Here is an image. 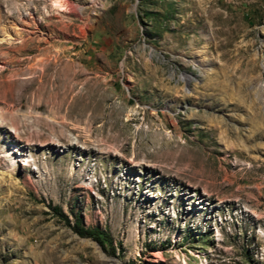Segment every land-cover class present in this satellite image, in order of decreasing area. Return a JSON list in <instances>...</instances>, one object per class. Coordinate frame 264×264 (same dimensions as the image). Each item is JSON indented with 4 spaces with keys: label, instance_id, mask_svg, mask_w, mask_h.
I'll list each match as a JSON object with an SVG mask.
<instances>
[{
    "label": "rangeland",
    "instance_id": "1",
    "mask_svg": "<svg viewBox=\"0 0 264 264\" xmlns=\"http://www.w3.org/2000/svg\"><path fill=\"white\" fill-rule=\"evenodd\" d=\"M28 1L0 0V264H264V0ZM70 86L103 132L36 122Z\"/></svg>",
    "mask_w": 264,
    "mask_h": 264
},
{
    "label": "bare ground",
    "instance_id": "2",
    "mask_svg": "<svg viewBox=\"0 0 264 264\" xmlns=\"http://www.w3.org/2000/svg\"><path fill=\"white\" fill-rule=\"evenodd\" d=\"M29 1H31V0H29ZM93 2H94V0H51L50 3L57 8H67L70 11H77V12L81 13L83 15V17H86L87 16L86 15L87 8ZM206 2H209V1L198 0L197 4L201 5V4H205ZM214 4H215V2H214ZM207 17L210 18L212 23L227 24L229 22L231 16L222 17L221 13L217 11V12L208 13ZM218 30H221L225 33H231L230 36L233 35L232 30L230 28L229 29H223L220 27V28H218ZM19 34H21V33H19ZM19 34H18V36H19ZM11 37H13V36H11ZM25 41H27V40H25V38H24L23 43H25ZM45 55H46V53H44V56ZM74 89H75V86H70L66 92L63 91L64 93L60 94V96H58V98L53 101V108L55 107L54 109L57 110V111L56 110H54V111L59 112V113L64 112L63 115L59 116V118L61 119V122H60L61 125L60 126L56 125V123H54V121H49V120H46L44 118H38V120L36 121L38 124H41L43 126H47L49 128L47 136H50V134H54V136H56V135L57 136H64L67 140H69L70 138H68V136L64 132L65 131L64 127H69L70 122H68V117H70V116L76 117V120H78L79 122H83L84 126L87 127L86 131L94 129V130H97L99 133L103 132V131H101V128L97 129L93 125L94 121L98 118L97 115L94 112H92L90 114L86 113L90 103L93 102L94 96L91 93L86 92V91L73 93ZM79 103H82V104L80 105ZM48 105H49V103H48ZM51 120H53V119H51ZM86 136H88V135H86ZM52 139H55V138H52ZM112 139L114 140L115 138H113L112 135L108 134L105 137V140H102V141H103L104 145L107 146L109 141H111ZM108 146L111 148L110 145H108Z\"/></svg>",
    "mask_w": 264,
    "mask_h": 264
},
{
    "label": "trees",
    "instance_id": "3",
    "mask_svg": "<svg viewBox=\"0 0 264 264\" xmlns=\"http://www.w3.org/2000/svg\"><path fill=\"white\" fill-rule=\"evenodd\" d=\"M72 228L78 234H87L94 236L95 238H99L100 231L96 230L95 227L83 228L78 224V222L75 221L72 224ZM103 235H106V233H104Z\"/></svg>",
    "mask_w": 264,
    "mask_h": 264
}]
</instances>
